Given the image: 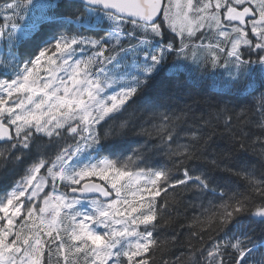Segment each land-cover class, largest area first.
Instances as JSON below:
<instances>
[{
	"label": "snow or ice",
	"instance_id": "snow-or-ice-1",
	"mask_svg": "<svg viewBox=\"0 0 264 264\" xmlns=\"http://www.w3.org/2000/svg\"><path fill=\"white\" fill-rule=\"evenodd\" d=\"M188 199L175 264H264V0H0V264H156Z\"/></svg>",
	"mask_w": 264,
	"mask_h": 264
},
{
	"label": "trees",
	"instance_id": "trees-1",
	"mask_svg": "<svg viewBox=\"0 0 264 264\" xmlns=\"http://www.w3.org/2000/svg\"><path fill=\"white\" fill-rule=\"evenodd\" d=\"M28 50H30V46H27ZM24 50V49H22ZM223 72V70L221 71ZM192 77H195L196 74L193 72ZM224 78H226L224 76ZM183 80L186 81V83L177 91H175L172 94V102L173 103H179L181 102L187 95H192L195 97H199L205 94L212 93L214 90L210 87V84L212 82V78H210L207 83H195L192 78L189 77L188 73H185L182 77ZM217 82L221 80V77L219 76L217 79L214 78ZM251 79L255 82L256 86L259 87L261 83V76L258 71H255L252 73ZM154 90H160L165 93L171 91L172 85L168 82H166V79L162 77L160 80H158L153 85ZM257 96H259V92L257 93ZM218 143L223 144L222 141H218ZM192 203L199 204L198 201H192L191 199H188L185 201V204H188L189 206L187 208L181 206L176 211H173L172 217L173 222L170 227L161 229L158 233V236L160 239H170L174 234H179V241L175 243V246L169 247L166 252L160 253L157 252L155 254V260L156 264H163L164 260L168 261V264H175L176 258L181 255V253L184 251V248L181 247V244H183L187 240L188 235V227L187 225L191 223L192 217L197 215L200 211L199 207H191L190 205ZM177 211L179 215H177ZM181 224L185 225V227H181ZM256 232L259 235L260 234V228L256 227Z\"/></svg>",
	"mask_w": 264,
	"mask_h": 264
},
{
	"label": "rangeland",
	"instance_id": "rangeland-1",
	"mask_svg": "<svg viewBox=\"0 0 264 264\" xmlns=\"http://www.w3.org/2000/svg\"><path fill=\"white\" fill-rule=\"evenodd\" d=\"M30 49V48H29ZM22 51H24V50H22ZM220 72L222 71V69L221 70H219ZM219 77V75H217L216 77H214V78H218ZM225 77H226V74H225Z\"/></svg>",
	"mask_w": 264,
	"mask_h": 264
}]
</instances>
